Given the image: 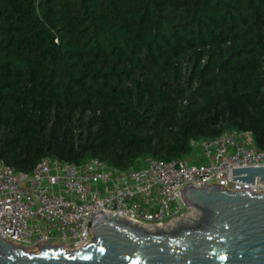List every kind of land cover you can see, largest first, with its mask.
<instances>
[{"label":"trees","instance_id":"1","mask_svg":"<svg viewBox=\"0 0 264 264\" xmlns=\"http://www.w3.org/2000/svg\"><path fill=\"white\" fill-rule=\"evenodd\" d=\"M247 131L264 150V0H0V161L118 170Z\"/></svg>","mask_w":264,"mask_h":264},{"label":"built area","instance_id":"2","mask_svg":"<svg viewBox=\"0 0 264 264\" xmlns=\"http://www.w3.org/2000/svg\"><path fill=\"white\" fill-rule=\"evenodd\" d=\"M189 144L194 151L188 157L147 158L127 170L97 158L79 165L43 158L23 173L0 161V238L34 253L62 244L74 251L91 243L88 224L99 215L116 214L148 229L180 217L195 219L182 197L190 185L264 191L258 178L253 184L233 180L232 169L264 167V150L256 149L249 132H224Z\"/></svg>","mask_w":264,"mask_h":264},{"label":"water","instance_id":"3","mask_svg":"<svg viewBox=\"0 0 264 264\" xmlns=\"http://www.w3.org/2000/svg\"><path fill=\"white\" fill-rule=\"evenodd\" d=\"M232 174L236 181L264 182V167L235 168ZM200 185L182 195L195 219L148 229L116 214L99 215L88 224L91 243L74 251L62 244L35 247L34 253L0 238V264H264V191Z\"/></svg>","mask_w":264,"mask_h":264},{"label":"rangeland","instance_id":"4","mask_svg":"<svg viewBox=\"0 0 264 264\" xmlns=\"http://www.w3.org/2000/svg\"><path fill=\"white\" fill-rule=\"evenodd\" d=\"M59 247V246H58ZM62 249V248H61Z\"/></svg>","mask_w":264,"mask_h":264}]
</instances>
